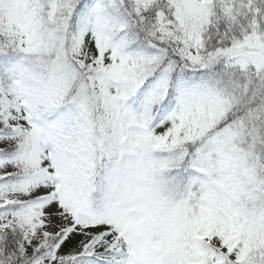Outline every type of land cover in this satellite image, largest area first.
<instances>
[{
    "label": "snow or ice",
    "instance_id": "obj_1",
    "mask_svg": "<svg viewBox=\"0 0 264 264\" xmlns=\"http://www.w3.org/2000/svg\"><path fill=\"white\" fill-rule=\"evenodd\" d=\"M0 264H264V0H0Z\"/></svg>",
    "mask_w": 264,
    "mask_h": 264
}]
</instances>
